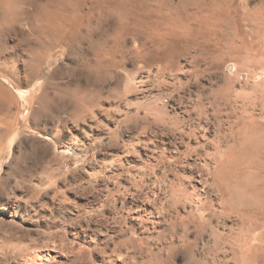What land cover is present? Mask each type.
<instances>
[{"label": "bare ground", "instance_id": "1", "mask_svg": "<svg viewBox=\"0 0 264 264\" xmlns=\"http://www.w3.org/2000/svg\"><path fill=\"white\" fill-rule=\"evenodd\" d=\"M230 10L216 0H0V159L62 107L71 123L61 149L106 140L104 165L124 182L134 228L144 236L167 229L169 253L150 264L180 252L189 264H264V2L246 31H225ZM200 60L218 76L183 96ZM10 78L40 83L20 130V113L2 98ZM14 156L19 176L35 156L46 160L44 150ZM18 209L11 200L2 210L16 217Z\"/></svg>", "mask_w": 264, "mask_h": 264}, {"label": "rangeland", "instance_id": "2", "mask_svg": "<svg viewBox=\"0 0 264 264\" xmlns=\"http://www.w3.org/2000/svg\"><path fill=\"white\" fill-rule=\"evenodd\" d=\"M216 1L231 9L229 17L232 26H225L226 30L223 28L228 34L235 30L246 31L248 29L246 24L250 25V22L245 23V20L248 17L253 18L256 7L264 2V0ZM54 60L63 62L62 53L56 54ZM228 62L229 60H226L223 63L224 70ZM197 63L200 74L184 79L188 86L182 93L183 96L218 76L206 61L200 60ZM49 64L46 65V71L47 68L49 70L54 68ZM24 69L22 65L19 66L20 72H24ZM15 79L10 78L5 82V87L10 93L2 91V98L4 104L14 113H20L18 126L20 130L31 117L26 98L35 93L40 83L30 81L21 86L17 85ZM53 81L62 83L66 82L67 78ZM112 105L113 109L119 110L118 114L125 112L123 102L116 101ZM103 107L111 109L110 105L105 103ZM46 116V120L40 122V125L24 129L19 139L20 143L9 142L2 153L3 160L0 159V236L7 232L4 236L6 240L0 238V264H150L151 257L166 258L164 253H169L167 248H164L169 239L167 229L161 231L160 235L156 233L141 235L132 225L129 214L122 206L125 192L120 186L124 182L121 176H114L106 170L104 164L107 160L101 155L107 141L98 136L90 150L68 152L61 149L69 138L66 129L71 123V117L67 110L61 107L47 111ZM103 117L102 113L96 115L99 120H104ZM103 123L107 124L105 120ZM123 139L126 140L125 137ZM135 148L140 152L139 147ZM27 149L41 152L44 150L46 160L38 161L35 156L29 166L30 175L19 176L15 170L14 155ZM121 163L125 164L124 160ZM44 171L46 180L43 178L42 184L40 176L44 175ZM115 181L118 183L114 184ZM11 200L13 203L17 200L20 204L16 217L6 216L2 210ZM28 221H34L33 225ZM38 250H41L40 257L35 259L34 254ZM169 257L176 258L171 255ZM176 259L165 264H189L183 252H180Z\"/></svg>", "mask_w": 264, "mask_h": 264}]
</instances>
